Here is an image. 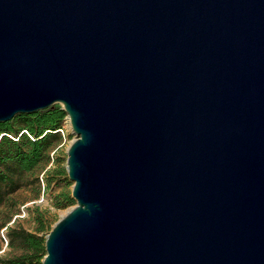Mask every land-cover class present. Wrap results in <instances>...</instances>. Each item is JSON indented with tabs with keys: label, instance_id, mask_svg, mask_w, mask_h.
<instances>
[{
	"label": "water",
	"instance_id": "obj_1",
	"mask_svg": "<svg viewBox=\"0 0 264 264\" xmlns=\"http://www.w3.org/2000/svg\"><path fill=\"white\" fill-rule=\"evenodd\" d=\"M55 105L43 264H264V0H0V123Z\"/></svg>",
	"mask_w": 264,
	"mask_h": 264
},
{
	"label": "trees",
	"instance_id": "obj_2",
	"mask_svg": "<svg viewBox=\"0 0 264 264\" xmlns=\"http://www.w3.org/2000/svg\"><path fill=\"white\" fill-rule=\"evenodd\" d=\"M66 112L60 105L32 115H20L8 123H0V207L13 195L31 184H40V172L54 163L56 168L46 172L47 187L53 179L67 174L59 158L52 157L53 149L63 142ZM57 154V153H56ZM70 193H65L56 204L58 209L75 205ZM36 232L9 229L10 246L19 244L23 254L4 264H42L47 255L46 237L58 221L49 217L50 212L34 209ZM40 234H43L40 236Z\"/></svg>",
	"mask_w": 264,
	"mask_h": 264
},
{
	"label": "rangeland",
	"instance_id": "obj_3",
	"mask_svg": "<svg viewBox=\"0 0 264 264\" xmlns=\"http://www.w3.org/2000/svg\"><path fill=\"white\" fill-rule=\"evenodd\" d=\"M62 137V144L53 149L51 155L55 159L59 158V164L66 167L68 148L71 142L77 138L72 131L68 118L65 121ZM51 168H56L54 163H51L45 171L40 172V184H31L28 187L23 188L13 195L7 203L0 207V264L18 258L23 254V250L18 243H16L14 247L10 246L8 232L9 229L12 228L35 233L37 229L34 220L35 208L39 207L40 213L49 211V217L51 219L59 220L67 210L76 205L64 209L57 208L56 204L65 193H70L72 197L74 183L69 179L67 173L62 177L53 179L50 188H48L45 174ZM42 235L43 234H40V236ZM43 261L44 259L42 260V264Z\"/></svg>",
	"mask_w": 264,
	"mask_h": 264
},
{
	"label": "built area",
	"instance_id": "obj_4",
	"mask_svg": "<svg viewBox=\"0 0 264 264\" xmlns=\"http://www.w3.org/2000/svg\"><path fill=\"white\" fill-rule=\"evenodd\" d=\"M60 132L63 134L64 133V131L63 130H60ZM4 238H5V236H4ZM6 239V238H5Z\"/></svg>",
	"mask_w": 264,
	"mask_h": 264
}]
</instances>
